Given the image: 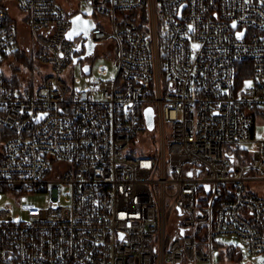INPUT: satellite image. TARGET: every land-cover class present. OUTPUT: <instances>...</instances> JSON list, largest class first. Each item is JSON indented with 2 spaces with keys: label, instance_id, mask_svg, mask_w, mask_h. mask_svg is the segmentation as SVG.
<instances>
[{
  "label": "built area",
  "instance_id": "2783aa9c",
  "mask_svg": "<svg viewBox=\"0 0 264 264\" xmlns=\"http://www.w3.org/2000/svg\"><path fill=\"white\" fill-rule=\"evenodd\" d=\"M79 13L94 25L69 38ZM17 49L41 78L14 80ZM260 114L264 0H0V264L263 254Z\"/></svg>",
  "mask_w": 264,
  "mask_h": 264
},
{
  "label": "rangeland",
  "instance_id": "374dc122",
  "mask_svg": "<svg viewBox=\"0 0 264 264\" xmlns=\"http://www.w3.org/2000/svg\"><path fill=\"white\" fill-rule=\"evenodd\" d=\"M81 10L87 11L89 14L92 13L91 10L86 9L84 6L81 7ZM22 51L26 53V51L24 49H22ZM15 60H16V64H17L18 63L17 59L15 58L14 61ZM16 64H15V66H16ZM101 64H107L111 70H114L113 61L108 59L105 56H100V57H97V59L95 60L94 66H93V73L95 75L99 74L98 73V67ZM20 66H21V64L19 63V65L17 67H20ZM69 71L75 77L81 78L80 81H76V85L83 87L85 85V79H84L85 73H84V70L81 66V63H75V65ZM38 73H39V71H38ZM105 77H107V76H105ZM255 132H256V136H258V137H262L264 134V118L260 115H258L256 117ZM246 147H251V145L246 144ZM29 199L32 203H34L35 205H38L40 207H47L50 205V202H49L48 198L46 197V194L43 192L30 195ZM222 242L225 243L226 247L230 246V245L240 246L241 249L243 250V258L237 259V261L235 260L234 262L233 261L229 262L227 260H224L221 262V259L218 257V251H216L215 252L216 264H264V253L261 255L255 256V257L250 256L248 254L247 245L242 240H240L239 238L227 237V238L222 239Z\"/></svg>",
  "mask_w": 264,
  "mask_h": 264
},
{
  "label": "water",
  "instance_id": "95a60500",
  "mask_svg": "<svg viewBox=\"0 0 264 264\" xmlns=\"http://www.w3.org/2000/svg\"><path fill=\"white\" fill-rule=\"evenodd\" d=\"M76 17H80V19L76 20ZM72 21H73V27L69 32V33H72L71 38H75L81 34L84 37L88 38L89 33H90V29L94 25L92 19L85 18L82 14L79 13V14H76L72 17ZM74 21H75V23H74ZM68 36H69V34H68ZM86 45H87V54L92 53L94 44L90 40H87ZM79 58L80 57H76L75 61H77ZM85 68L88 70L87 66ZM147 118H148L149 126L152 128L154 126V121H153V111H152L151 107H149L147 109Z\"/></svg>",
  "mask_w": 264,
  "mask_h": 264
},
{
  "label": "trees",
  "instance_id": "16d2710c",
  "mask_svg": "<svg viewBox=\"0 0 264 264\" xmlns=\"http://www.w3.org/2000/svg\"><path fill=\"white\" fill-rule=\"evenodd\" d=\"M147 19H148V16H147V13H145L143 22H147ZM13 53L15 54V58L17 59V62L23 66V67L13 66L14 80H16L20 84V79L18 77V73L22 70H26V71L29 70L31 73L33 70V71H35V73H33L32 77L41 78L40 76H42V75L40 72L38 73L39 69L36 65V58H34V55L32 57H30L25 52H23L21 49H17ZM7 56H9V55H7ZM238 153H239V151L236 152L237 157H238ZM218 244L221 245L222 242H219ZM229 258H231V259L234 258L233 253H231V252L229 253Z\"/></svg>",
  "mask_w": 264,
  "mask_h": 264
},
{
  "label": "snow or ice",
  "instance_id": "6c2138e0",
  "mask_svg": "<svg viewBox=\"0 0 264 264\" xmlns=\"http://www.w3.org/2000/svg\"><path fill=\"white\" fill-rule=\"evenodd\" d=\"M79 19H80V17H76V20H79ZM74 23H75V21H74ZM232 26L235 28V27H236V24L233 23ZM189 31H193V28H192L191 25H189ZM71 36H72V33H69V38H71ZM241 36H243V33H237V37H238V38H240ZM192 47H193V49H197V48L200 47V45H198V44H193ZM85 70H87V69H85ZM246 86H247V87H251V86H252V82H251V81H247V82H246ZM41 118H42V117H41ZM38 119H39V118H38ZM189 175H191V173H189ZM121 238H123V237H121Z\"/></svg>",
  "mask_w": 264,
  "mask_h": 264
},
{
  "label": "crops",
  "instance_id": "0c3cea01",
  "mask_svg": "<svg viewBox=\"0 0 264 264\" xmlns=\"http://www.w3.org/2000/svg\"><path fill=\"white\" fill-rule=\"evenodd\" d=\"M264 118L262 114H260ZM255 188L261 193L264 194V183H259L255 185Z\"/></svg>",
  "mask_w": 264,
  "mask_h": 264
}]
</instances>
